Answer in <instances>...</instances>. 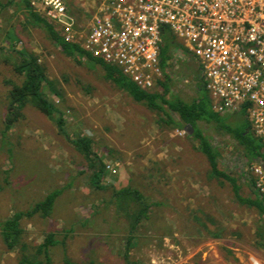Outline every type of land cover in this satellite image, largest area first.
I'll return each mask as SVG.
<instances>
[{
  "label": "rangeland",
  "instance_id": "rangeland-1",
  "mask_svg": "<svg viewBox=\"0 0 264 264\" xmlns=\"http://www.w3.org/2000/svg\"><path fill=\"white\" fill-rule=\"evenodd\" d=\"M8 1L0 0V221L30 209L54 189H65L50 218L22 222L29 252L53 232L59 243L50 252L52 264H264L255 212L234 201L227 182L208 177L198 142L187 131L179 135L181 130L159 125V115L118 92L98 67L86 60L77 65L64 56L43 28L30 21L24 2L17 8L18 0ZM76 3H70L73 19L67 21L81 42L92 13L83 20L85 7ZM173 40L165 68L168 96L191 102L197 92L189 66L196 60L185 53L183 40ZM20 50L36 54L48 82L62 94L57 97L43 84L46 98L63 113L68 138L58 134L52 118L30 106L2 133L8 82L20 85L23 80L14 71ZM223 118L233 127L248 124L253 137L245 112ZM198 126L217 149L218 167L238 180L243 197H253L246 177L257 162L245 163L236 141L223 130L204 122ZM77 137L93 140L92 150L106 167L104 190L90 185L89 162L68 141ZM186 182L198 186L200 195H195L198 188L183 186ZM120 191L141 194L143 204L131 194L120 198ZM145 205L148 214L133 230L129 216ZM18 250L7 251L0 236V264H18Z\"/></svg>",
  "mask_w": 264,
  "mask_h": 264
},
{
  "label": "built area",
  "instance_id": "built-area-1",
  "mask_svg": "<svg viewBox=\"0 0 264 264\" xmlns=\"http://www.w3.org/2000/svg\"><path fill=\"white\" fill-rule=\"evenodd\" d=\"M27 1L65 41L117 66L144 90L162 78L160 48L170 30L201 66L213 112L245 109L264 142V0H101L81 42L64 0ZM249 173L264 195V162L257 160Z\"/></svg>",
  "mask_w": 264,
  "mask_h": 264
},
{
  "label": "trees",
  "instance_id": "trees-1",
  "mask_svg": "<svg viewBox=\"0 0 264 264\" xmlns=\"http://www.w3.org/2000/svg\"><path fill=\"white\" fill-rule=\"evenodd\" d=\"M20 2L26 3L25 8L28 11V16L31 19L30 21H33V23L40 28H43L44 33L50 39L49 42L57 46L64 56L73 59L77 65H81L83 62L82 60H86L88 63L98 67L102 70L104 79L118 92L128 95L135 104H141L151 112L159 115L157 121L159 125L165 124L172 129L178 130L184 129L187 125L191 127L192 130L189 131L188 134L190 138L198 142L197 150L203 154L208 162V177L212 180H216L218 183H222L223 181L227 182L231 187L234 201L255 212L257 222L259 223L256 236L261 239L260 245L264 248V195L259 193V190L256 189L251 175L246 178L248 180L247 187L252 192L253 197H243L241 195V187L238 180L218 167L219 155L216 151L217 149L211 144L210 138H208V136H206L199 128L198 123L204 122L206 124H212L216 128L229 134L236 141L241 150L243 159L246 161L245 163H251L252 161L257 160L264 162V142L255 137L254 133L253 137L250 135L248 124L233 127L224 122L223 117L227 115L213 112L210 96L205 87L203 77L201 76V66L197 61H194L195 64L192 62L189 66V68H193L195 73L197 97L191 100V102H185L181 99L168 96L169 79L165 68L170 56L167 46L169 44H174V35L172 32L168 29H164L163 31L159 64L163 77L156 81L154 87L144 90L132 82L131 79L126 77L117 66L92 57L84 52L76 43L71 44L65 41L57 26L52 25V23L40 17L27 0H19L17 1V4ZM167 31L171 34H167ZM184 48L185 53L189 52L185 46ZM15 54L19 58V62L14 66V71L17 75L22 76L23 80L20 85L8 82L11 89L9 90L7 97L8 103L6 105V115L4 116L2 133H4L3 131L12 128L20 118L22 119L24 117L22 110L26 106H30L46 117L52 118V122L55 125L58 134L64 138H68V134L65 135V123L62 118L63 113H61L58 107L46 98L43 93V84H48L47 86L49 87L50 92L54 93L57 97H62V94L55 90L52 87V84L50 85V82H48L45 68L39 63L36 54L22 50ZM243 110L245 111V109ZM170 113L175 114L178 117V121H175ZM68 141L74 149L82 155V158L89 162L87 168L93 171L91 175H89L90 185L99 191L107 188L104 180L106 167L92 150L93 140L86 137H77L72 140L68 139ZM95 163L98 165H95ZM64 190L63 187L54 189L46 194L43 199L37 201L30 209L14 212L11 217L0 221V236L7 251H11L19 246L18 252H20L21 258L19 259L18 264H52L50 252L52 248L59 243V241L55 239V233L50 232L46 234L41 244L36 245L35 251L29 252L28 249L30 247L22 241L24 233L22 222L24 220L32 219L35 216H39L42 219L50 218L55 201L61 196ZM130 194L135 196V198H129L143 204V196L139 193L136 195L132 192L124 191L117 193L120 198H128L127 195ZM139 212L138 214L134 213L129 216L131 218L130 228L133 230L139 226L142 218L146 217L148 214V206L145 205V207L141 208ZM132 229L129 231H132ZM62 242L64 243V240H62ZM65 264L73 263L66 260ZM89 264H94V262H90Z\"/></svg>",
  "mask_w": 264,
  "mask_h": 264
},
{
  "label": "crops",
  "instance_id": "crops-1",
  "mask_svg": "<svg viewBox=\"0 0 264 264\" xmlns=\"http://www.w3.org/2000/svg\"><path fill=\"white\" fill-rule=\"evenodd\" d=\"M8 1V0H7ZM9 1H14V0H9ZM8 1V2H9ZM19 1V0H18ZM65 1V4H66V6H67V14H68V18H69V16H70V11H72V8L69 6L70 5V3H73L74 5H77V3L76 2H78V3H82L81 5H83V7H85V10H83L82 11V19L84 20L85 18H86V16L88 17V14L89 13H92V19H93V16L95 15V13H96V10L98 9V7H99V4H100V2H101V0H64ZM10 3V2H9ZM25 3V2H24ZM25 5H26V3H25ZM17 6V8H18V4H16L15 5V7ZM22 6V5H21ZM20 8H22V7H20ZM75 9V8H74ZM22 10L23 11H27V9H25L24 7L22 8ZM75 10H78V9H75ZM80 10H82V9H80ZM93 10H95V12H93ZM35 11V10H34ZM35 12H39L37 9H36V11ZM40 13V12H39ZM27 14H28V11H27ZM75 15V22L77 21L76 19L78 18V16L80 15V13L79 14H74ZM72 16V15H71ZM70 16V18L69 19H73V17H71ZM88 21H89V19H88ZM92 21V20H91ZM90 22V21H89ZM91 23V22H90ZM33 27H35V26H33ZM36 28V27H35ZM198 183V182H197ZM200 183V182H199ZM183 186H186V187H189V186H191V183L188 185V182H186L185 184H183ZM194 186V187H193ZM193 189L194 188H198V190H196L195 189V195L196 196H199L200 195V192H199V187L198 186H196V185H192L191 186Z\"/></svg>",
  "mask_w": 264,
  "mask_h": 264
},
{
  "label": "water",
  "instance_id": "water-1",
  "mask_svg": "<svg viewBox=\"0 0 264 264\" xmlns=\"http://www.w3.org/2000/svg\"><path fill=\"white\" fill-rule=\"evenodd\" d=\"M185 131H187L189 133V131H191V127L189 125H187L185 128H184Z\"/></svg>",
  "mask_w": 264,
  "mask_h": 264
},
{
  "label": "bare ground",
  "instance_id": "bare-ground-1",
  "mask_svg": "<svg viewBox=\"0 0 264 264\" xmlns=\"http://www.w3.org/2000/svg\"><path fill=\"white\" fill-rule=\"evenodd\" d=\"M257 162V161H256Z\"/></svg>",
  "mask_w": 264,
  "mask_h": 264
},
{
  "label": "clouds",
  "instance_id": "clouds-1",
  "mask_svg": "<svg viewBox=\"0 0 264 264\" xmlns=\"http://www.w3.org/2000/svg\"><path fill=\"white\" fill-rule=\"evenodd\" d=\"M185 131V130H184Z\"/></svg>",
  "mask_w": 264,
  "mask_h": 264
}]
</instances>
